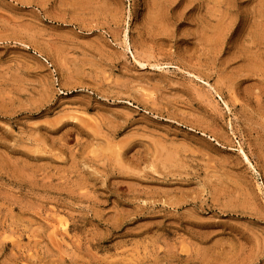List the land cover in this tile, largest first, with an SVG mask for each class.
I'll return each mask as SVG.
<instances>
[{"label": "rangeland", "instance_id": "rangeland-1", "mask_svg": "<svg viewBox=\"0 0 264 264\" xmlns=\"http://www.w3.org/2000/svg\"><path fill=\"white\" fill-rule=\"evenodd\" d=\"M0 264H264V0H0Z\"/></svg>", "mask_w": 264, "mask_h": 264}, {"label": "crops", "instance_id": "crops-1", "mask_svg": "<svg viewBox=\"0 0 264 264\" xmlns=\"http://www.w3.org/2000/svg\"><path fill=\"white\" fill-rule=\"evenodd\" d=\"M28 4V3H27Z\"/></svg>", "mask_w": 264, "mask_h": 264}]
</instances>
